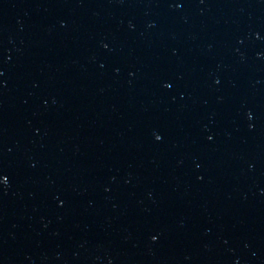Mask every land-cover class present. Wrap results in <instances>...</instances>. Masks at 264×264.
<instances>
[{"label": "water", "instance_id": "1", "mask_svg": "<svg viewBox=\"0 0 264 264\" xmlns=\"http://www.w3.org/2000/svg\"><path fill=\"white\" fill-rule=\"evenodd\" d=\"M0 264H264V0H0Z\"/></svg>", "mask_w": 264, "mask_h": 264}]
</instances>
